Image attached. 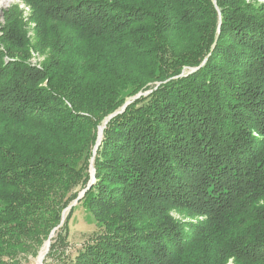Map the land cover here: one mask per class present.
Here are the masks:
<instances>
[{
	"label": "trees",
	"instance_id": "1",
	"mask_svg": "<svg viewBox=\"0 0 264 264\" xmlns=\"http://www.w3.org/2000/svg\"><path fill=\"white\" fill-rule=\"evenodd\" d=\"M25 2L49 56L38 68L7 57L22 40L6 13L0 264L36 256L59 226L113 114L79 200L104 231L68 264H264V4Z\"/></svg>",
	"mask_w": 264,
	"mask_h": 264
},
{
	"label": "rangeland",
	"instance_id": "2",
	"mask_svg": "<svg viewBox=\"0 0 264 264\" xmlns=\"http://www.w3.org/2000/svg\"><path fill=\"white\" fill-rule=\"evenodd\" d=\"M4 0H0V5L3 3ZM247 2H257L264 4V0H246ZM9 11H12L14 13L13 15L15 18L21 22V32H19L18 37L20 38L21 44H22V54H14V56L9 55L7 57H15V59H24L27 64L33 67H41L48 59V50H44L43 52L39 49V46L41 45L39 37H38V30H36V24L35 19L33 17V11L31 7L25 2V0H9L4 5L0 6V38L3 37L5 31H3L4 27L7 26L8 22V16L6 13ZM47 33V32H43ZM206 59L202 61V65H204ZM198 68H189V69H183L182 74L180 77L183 76V74L188 71V73H192L196 71ZM131 101V99L129 100ZM128 103V101L126 102ZM125 103V104H126ZM124 104V105H125ZM127 106V105H126ZM125 106V107H126ZM123 106L121 110L118 113H122L125 109ZM110 115L104 120L101 121L99 124V130L102 131V133L97 135V140L95 143V146L92 149V156L89 160V176L90 181L89 184L86 187V190L82 192H86L87 190H90L93 188V186L96 184V169H95V156L97 153V144L98 142L103 139V131L106 127V125L109 123V120L114 116ZM98 130V132H99ZM255 135V134H254ZM98 136L100 138H98ZM92 186V187H91ZM82 192L79 194V196L82 195ZM84 196V194H83ZM81 197V199L83 198ZM80 199V200H81ZM75 202V201H74ZM74 202L71 204L73 205ZM88 204L85 203V200H82L81 202L78 201V203L73 206V212L70 216V219L68 221V234L67 237L62 240V234L59 236L60 244L57 245V252L55 256L47 259L45 261V264H68L71 261H75L76 258L83 252H85L86 248L93 244V241L95 238L99 237L103 231L104 228L97 224V222L91 217L90 212L88 210ZM69 210L66 209L61 213V223L58 227H56L48 236L47 240L44 241L43 245L39 249L36 256H26L21 257L19 259V264H40L38 263V258L45 246V244L49 241L50 244L51 239H56L57 234L60 230L63 232L66 226L67 222V216L69 215ZM168 216L176 222H180L182 224H185L186 222H197L201 217H195L192 219H186L184 217V213L177 209H171V211L168 213ZM138 218H136L137 220ZM134 221V220H133ZM137 221H134V225L137 224ZM51 236V237H50ZM50 237V238H49ZM45 258V256H44ZM43 258V260H44ZM43 260L41 261V264H43ZM228 264H231L230 262Z\"/></svg>",
	"mask_w": 264,
	"mask_h": 264
},
{
	"label": "water",
	"instance_id": "3",
	"mask_svg": "<svg viewBox=\"0 0 264 264\" xmlns=\"http://www.w3.org/2000/svg\"><path fill=\"white\" fill-rule=\"evenodd\" d=\"M129 103H126L125 105H124V107L126 106V105H128ZM100 132H98V135L100 136V134L102 133V131L101 130H99ZM98 136V138H100ZM100 145V141L98 142V144H97V147ZM83 194H84V192H82V195L81 196H78V198L75 200V202H74V204L73 205H71L70 207H68V210H70L73 206H75L77 203H78V201L81 199V197L83 196ZM51 237V236H50ZM49 237V238H50ZM49 247H50V242L48 241V244H47V248H46V251H45V254H44V256L47 254V252L49 251ZM44 256L41 258V260L39 261L40 262V264H41V261L43 260V258H44Z\"/></svg>",
	"mask_w": 264,
	"mask_h": 264
},
{
	"label": "bare ground",
	"instance_id": "4",
	"mask_svg": "<svg viewBox=\"0 0 264 264\" xmlns=\"http://www.w3.org/2000/svg\"><path fill=\"white\" fill-rule=\"evenodd\" d=\"M9 0H4L3 1V3L1 4V5H4L6 2H8ZM0 5V6H1ZM100 132V131H99ZM47 244H48V242L45 244V246H44V248H43V250H42V252H41V254H40V256H39V258H38V263H39V261L41 260V258L44 256V254H45V251H46V248H47Z\"/></svg>",
	"mask_w": 264,
	"mask_h": 264
}]
</instances>
